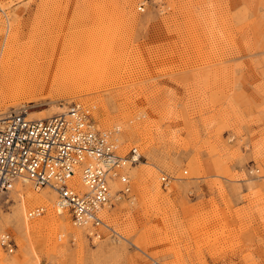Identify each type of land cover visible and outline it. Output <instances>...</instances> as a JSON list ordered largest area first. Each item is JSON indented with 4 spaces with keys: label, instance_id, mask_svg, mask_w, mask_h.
Listing matches in <instances>:
<instances>
[{
    "label": "rangeland",
    "instance_id": "1",
    "mask_svg": "<svg viewBox=\"0 0 264 264\" xmlns=\"http://www.w3.org/2000/svg\"><path fill=\"white\" fill-rule=\"evenodd\" d=\"M8 48L60 58L66 82L0 80V115L80 103L143 159L99 238L18 183L0 264H264V0H0V70Z\"/></svg>",
    "mask_w": 264,
    "mask_h": 264
},
{
    "label": "built area",
    "instance_id": "2",
    "mask_svg": "<svg viewBox=\"0 0 264 264\" xmlns=\"http://www.w3.org/2000/svg\"><path fill=\"white\" fill-rule=\"evenodd\" d=\"M141 158L137 148L121 155L112 133L97 130L89 110L80 103L47 119L11 113L0 120V206L19 180L28 181L35 190L51 188L58 195L57 206L68 211L74 225L99 238L100 228L105 227L100 214L115 197L131 198L125 171ZM161 182L166 188L170 179L163 175ZM115 183L119 188L113 195ZM41 214L38 209L29 217ZM0 245L9 253L16 248L8 234L1 237Z\"/></svg>",
    "mask_w": 264,
    "mask_h": 264
},
{
    "label": "bare ground",
    "instance_id": "3",
    "mask_svg": "<svg viewBox=\"0 0 264 264\" xmlns=\"http://www.w3.org/2000/svg\"><path fill=\"white\" fill-rule=\"evenodd\" d=\"M13 43H14L13 38L11 39V41L10 40L7 41V44H9V45L10 44L12 45ZM44 57H45L44 59H41L40 56H38V55H34V54L27 55L26 51H20V50L14 51L13 48H8V51H7V53H5V56H4V58H6V59L3 61V65H2L1 70H0V80H2V81L3 80H19V79H22V78H27L28 80L27 79L26 80L28 82L30 80L36 81L37 83H40V82L42 83V82L45 81L46 84H48L49 86H51V84L52 85L53 84H57L58 82H61V83L66 82V80L63 78L65 74L63 75V77H62V74H61L62 72H61L60 68H61L62 64H61L60 58H58V59H55V58L49 59V56L47 55V53H46V55ZM64 59L66 61V58H64ZM68 60H70V57H69ZM74 62H76V60ZM70 66H71V64H70ZM62 69H64V67H62ZM65 69H66V67H65ZM64 72H65V70H64ZM66 73H68V72H66ZM65 77H66V75H65ZM35 85H37V84H35ZM65 112L66 111H64L62 113H65ZM25 113H26V115L28 114V112H25ZM62 113H59V114H62ZM59 114H56V115H59ZM5 115H6L5 113L1 114L0 115V120L5 119L7 117ZM56 115H54V116H56ZM54 116H52V117H54ZM133 148H136V147H133ZM139 156H142V155H141V153L138 150V157ZM142 159H143V156H142L141 160ZM141 160L139 162H136V163H133V164H128V168H126V171H128V170L130 171V169L135 168L136 165L141 163ZM126 171H125V173H126ZM21 181L29 183L26 180L25 181L24 180H19V181L15 182L12 191L14 190L15 186L18 185V183L20 184ZM79 188H83L82 184H79ZM117 188H118V185L115 183L113 185V195L118 191ZM45 189H48V191H46L45 194H43L40 197H35V196H32V195L28 194L27 195V199H26V203L30 204V203H32L34 201H39L42 205L48 206V205H50L51 201L55 200L54 201V206H55V209H56V211H55V215L56 216L54 217V219H51V220L53 222L57 223V222H59V219L57 217L64 215V213L66 214V210H64V209H62V208L57 206L58 195H57L56 191L51 189V188H45ZM112 206H113V204L111 206H108L107 209L104 210L100 214V217L103 219V221L105 223V227L106 228H110V229H113V228L107 224L105 215L112 208ZM32 212H35V211H32ZM35 217H37V216H34L33 218H35ZM53 224H55V223H53ZM77 230L82 231L84 234H85L86 231L90 232V230L88 228H78ZM113 231L116 232L115 230H113Z\"/></svg>",
    "mask_w": 264,
    "mask_h": 264
}]
</instances>
